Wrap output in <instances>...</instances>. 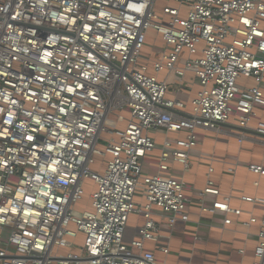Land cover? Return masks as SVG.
<instances>
[{
  "label": "built area",
  "instance_id": "obj_1",
  "mask_svg": "<svg viewBox=\"0 0 264 264\" xmlns=\"http://www.w3.org/2000/svg\"><path fill=\"white\" fill-rule=\"evenodd\" d=\"M156 1L0 0V264H157L144 250L160 237L153 213L169 228L188 216L183 180L142 172L155 137L160 173L189 170L198 130L264 148V0H168L161 16ZM151 32L161 44L147 57ZM188 74L199 89L186 111ZM212 172L201 199L219 195ZM85 181L95 189L80 211ZM230 199L201 210L240 215ZM241 200L263 207L253 264H264V197ZM137 213L144 223L126 245Z\"/></svg>",
  "mask_w": 264,
  "mask_h": 264
},
{
  "label": "crops",
  "instance_id": "obj_2",
  "mask_svg": "<svg viewBox=\"0 0 264 264\" xmlns=\"http://www.w3.org/2000/svg\"><path fill=\"white\" fill-rule=\"evenodd\" d=\"M158 78L163 80L164 75L160 74ZM167 82L174 89L178 87L173 78L169 77ZM244 83L241 81V84ZM179 87L182 90L179 100L188 111L191 98L195 96L199 85L192 75L188 74ZM262 88L264 92V85ZM173 97L170 95L169 98ZM226 128L230 132L253 136L251 132H243L235 125H228ZM196 135L197 145L189 153L190 168L186 172L175 163L170 164L168 172H159V146L164 138L162 135L155 137L157 149L142 161L144 175L160 174L184 181L188 216L187 222L177 221L169 228L166 221L161 219V213L156 210L152 219L160 225V237L156 242H145L144 250L153 253L157 264H253V252L258 244L259 221L263 217V207L245 203L241 198L264 197V177L250 174L246 168L249 164L261 165L264 168V148L250 139L239 145L235 137L227 134L198 130ZM184 136L185 133H181L173 137ZM230 167L235 168L232 174L227 170ZM209 168L213 169L210 179L219 195L201 199L199 193L205 188ZM226 196L231 198L229 207L239 210L240 215L201 210L202 205L210 209L213 202H221ZM134 202L138 207L145 203L140 192L135 194ZM251 218H255L257 223L244 227L243 223ZM225 219L231 221L230 225H224ZM143 223L141 214L129 216L123 237L126 245L137 239ZM161 249H167L168 253L163 254ZM240 250L243 254L239 253Z\"/></svg>",
  "mask_w": 264,
  "mask_h": 264
},
{
  "label": "rangeland",
  "instance_id": "obj_3",
  "mask_svg": "<svg viewBox=\"0 0 264 264\" xmlns=\"http://www.w3.org/2000/svg\"><path fill=\"white\" fill-rule=\"evenodd\" d=\"M166 5H171V3H169L168 0H157L156 4H155V11L157 14H159L160 16L162 15V9L164 6ZM148 47H145L143 53H148L150 56H153L157 47H159V45L161 44L160 39L156 36V34L154 33L153 36H151L149 34L148 36ZM106 126L113 128L115 126V123L110 119L106 122ZM100 167H97V165L93 166L92 168H90L92 171H97V169H99ZM84 197L82 199V201L77 205V209L82 211L84 209H88L90 206V201H89V195H91L95 189V185L90 182V181H85L84 185ZM81 240L82 237L81 235L78 236V238L75 241L76 244V252L77 248H79L81 246Z\"/></svg>",
  "mask_w": 264,
  "mask_h": 264
},
{
  "label": "trees",
  "instance_id": "obj_4",
  "mask_svg": "<svg viewBox=\"0 0 264 264\" xmlns=\"http://www.w3.org/2000/svg\"><path fill=\"white\" fill-rule=\"evenodd\" d=\"M153 34H154V33H152V32L150 33L151 36H153ZM148 40H149V39H147V44L149 45ZM148 45H147L146 47H148ZM144 56L149 57L150 55H149L148 53H144Z\"/></svg>",
  "mask_w": 264,
  "mask_h": 264
}]
</instances>
